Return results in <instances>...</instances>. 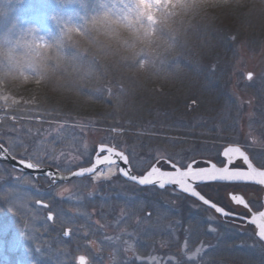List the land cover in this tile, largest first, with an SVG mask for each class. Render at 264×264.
I'll return each instance as SVG.
<instances>
[{"label":"rangeland","instance_id":"1","mask_svg":"<svg viewBox=\"0 0 264 264\" xmlns=\"http://www.w3.org/2000/svg\"><path fill=\"white\" fill-rule=\"evenodd\" d=\"M0 1L5 3L7 0ZM166 1L171 0H107L101 4L94 16L98 19L106 17L108 21H115V24H105L107 27L115 28L111 35L115 36L120 33L121 27L125 25H136L142 31L140 34H143L139 41L134 39L125 48H123L124 43L120 44L115 41L110 43L108 40V49L113 54L118 51L124 53L128 50L132 51L133 55L138 51L140 54L144 53L139 68L137 67L138 70H142L146 65H155L158 70L168 71L164 63L170 59L165 58L166 55L160 56L167 45L161 46L166 42L164 39L158 38L159 34L155 31L157 25L161 23L162 9ZM2 10L4 7L0 6V11ZM79 20L80 17L75 15L67 20H60V23H56L55 28L58 27L64 32L79 31L82 26V22ZM11 21L12 19L9 22ZM49 21V19H37L30 26L23 25V34L28 37V39L24 37V40L32 41L35 37L34 44L45 46L48 41L46 38L50 32ZM9 25L12 27V22ZM161 32L160 30L159 33ZM127 48L128 50H125ZM261 48L256 50L242 44L237 48L235 45L231 50L230 57L225 56L217 64L219 72L216 78L222 76V70H226L228 74L223 79L219 90L222 95H228L224 85L225 82H228L227 88L233 101L222 102L221 95L219 96L220 103L216 101L220 108L216 106L217 108L210 107L208 110L207 102H202L203 106H200L204 107V112L196 110V113L191 114L192 130L185 128L184 125L183 127L181 125L172 126L162 122L163 124L152 126V128L145 127L146 129L138 131L137 129L140 130L139 124L142 125V122L145 123L147 119L141 121L139 117H135L141 114L140 108L130 105V103V112L134 108L133 116L131 114L128 120H124L120 116L122 114H119L117 120H124L123 124L126 126L135 122L136 129L132 131L126 128L99 126L97 122L101 121V118L78 119L66 114L69 117L65 120L66 122L50 124L52 122L47 121L49 125L43 128L41 136L35 130L33 131L36 137L35 140L32 139L35 143V150H30L33 144L27 142L28 140L24 138L25 135L21 130L14 131L16 139L13 140L8 135H2L3 137L0 135V142L6 146H10L13 142H22L27 146L30 154L35 152L43 158L41 166L51 167L60 173H68L78 167L90 165L95 149L101 143L115 144L118 149L125 151L131 161L130 167L137 175L142 174L153 164L165 166L167 160L160 159V157H166L180 166H185L198 156L208 158V156L219 153L229 144L243 145L251 159L258 162L264 156V47ZM33 64L31 63V67L23 68L26 74L32 72ZM174 64L176 65V63ZM209 64L207 66L208 73H210L208 77L215 79L211 73L213 65ZM249 72L253 73L251 80L246 78ZM39 76H34L35 86H38L39 81L36 79ZM1 86L0 97L8 98V102L6 105L4 100L0 99V117L9 112H15L16 116L33 114V108L42 105L41 100L45 102L44 97L38 98L34 95L19 98L16 94L2 89ZM102 90L106 93L112 92V89L108 88ZM217 95L215 93L206 94L202 99L212 102L218 99ZM12 100H16L17 103L12 104ZM195 105L189 103V106ZM221 109L222 112H220ZM224 111L229 112L227 113L228 118L223 113ZM155 113L158 112L155 111L152 114ZM223 117L227 120L224 121ZM13 118L14 116H8L10 120ZM117 120L116 122H118ZM153 123L149 120L146 125L151 126ZM202 124L205 125L202 126ZM113 129L117 131L113 132ZM124 132L134 136L131 138L132 141L130 143L122 141L119 143L120 145L116 144V141L112 140V137H116L113 134H123ZM118 139L121 142L120 136ZM248 146L258 154L250 153L251 150ZM14 152L20 156L24 149L17 147ZM75 157H80V161L74 159ZM1 167L3 171L11 169L10 167V169ZM1 171L0 168V183L5 184L7 181L1 175ZM12 171L14 172H12L13 184L22 190L23 188L29 190L33 187L34 189L38 188L36 183L23 177L25 174L19 173L20 176H18L15 174L16 171L13 169ZM126 183L128 182H125L117 174L109 180H100L99 182H94L91 177H86L55 186H51L50 183L42 185V187L49 188V191H46L50 193L49 198L55 199L58 201L57 204L62 206V215L64 216L62 218L64 221H68V225L71 226L69 228H72L71 234L68 236L69 246H63L56 250L59 264H75V258L79 255H85L90 264H133L132 262L135 264H166L169 261L175 264L177 260L188 264L183 251L185 245L189 252L194 251L198 246H203V252L194 262V264H203L208 256L207 252L217 245L215 239L222 238L221 228H229L246 237L250 236L254 239L255 248H264L248 229L252 226L245 224L240 219H222L196 200L168 188L164 190H157L154 187L140 188L132 183L129 184L134 187ZM16 186L12 187V192L8 193V190L0 192V199L7 201L9 196L12 209L21 211L18 218H14L12 215V221H9L12 222L10 224L12 226L8 225L10 233H3V235L0 233L9 239L6 242L9 241L11 244L7 249L11 256V262L12 255L20 253L23 257L24 255L28 256L32 251L31 246L37 252L40 244L37 239L34 240L30 236L31 225L41 219L39 213L31 212L28 208L30 203L34 202V198ZM197 190L219 205L243 217H250L251 212L241 206H233L229 201L228 194H239L249 200L252 198L250 196L259 193L256 200L260 202L262 197V192H255L251 188L241 185L206 184L198 186ZM93 199L95 203L90 204L89 202ZM132 202L134 203L132 204ZM4 203L6 204V202ZM253 204L254 202H249L252 212L260 211V209L256 210ZM22 232L26 233L27 238L22 237ZM63 232L61 228L59 233L63 235ZM247 239L244 238L246 241ZM248 241L250 240L248 239ZM3 244H0V250H3ZM243 244V246L252 247L251 244ZM258 252L254 250L252 254L257 257ZM261 260L264 261V256H261ZM237 262L221 263L239 264ZM13 264L22 263L16 261Z\"/></svg>","mask_w":264,"mask_h":264},{"label":"trees","instance_id":"2","mask_svg":"<svg viewBox=\"0 0 264 264\" xmlns=\"http://www.w3.org/2000/svg\"><path fill=\"white\" fill-rule=\"evenodd\" d=\"M106 1L7 0L5 3L0 1V6L4 7V10L0 11L1 88L16 94L19 98L30 97L29 95L45 98V102L41 100L42 105L33 108V114L16 116L15 112H9L0 117L1 136L8 135L13 140L16 139L14 131L21 130L27 142L33 144L30 150H35L32 139L35 140L36 137L33 131L35 130L41 136L43 128L49 125L47 121L52 122L50 124L66 122L65 120L69 118L66 114L78 119L101 118L102 120L97 122L99 126L126 128L132 131L136 129L135 122L132 121L133 124L128 126L123 124L125 119H129L134 109L132 108L130 112V105L140 108L141 114L135 117H139L141 121L147 119L145 123L142 122V125L139 124L138 131L146 129L145 127L152 128V126L163 124L162 122L172 126L183 127L184 125L185 128L192 130L191 114L196 113V110L204 112V107L200 106H203L202 102H207L209 106L207 110L210 107H219L216 103V101L220 103L219 96L222 95L219 89L228 74L226 70H222V76L216 78L219 72L217 64L225 56L230 57L235 45L237 48L241 44L246 47L248 45L256 50L264 47V0H171L166 1L163 6V17L155 30L159 34L158 38L166 42L161 46L167 45L160 56L166 55L164 57L170 59L164 63L168 71L158 70L155 65H146L142 70H138L144 53L140 54L137 50L138 52L133 55L127 48L125 50L128 51L124 53L118 51L113 54L108 49V40L110 43L112 41L124 43L123 48H125L134 39L138 41L141 39L143 36L140 34L141 29L136 25H125L121 27L120 33L113 36L111 35L112 30L115 29L113 26H93V21L98 19L94 14ZM75 15L79 16V21L82 22L79 31L64 32L58 27L55 28L60 20H67ZM11 19L12 27L9 25ZM37 19L50 20L48 24L50 32L45 45L48 54L42 60L30 58L33 60L30 63H34L35 67H32L30 74L28 72L26 74L23 68L19 71L13 68L12 57L24 55L25 49L22 45L26 43L24 37L25 39L28 37L23 34V25L30 26ZM160 30L161 33H159ZM209 63L213 65L211 73L215 79L208 77ZM37 75L39 77L36 80L39 82L38 86H35L33 79ZM227 83L225 82L224 85L228 95H222V102L233 101ZM106 88L112 89V92L106 93L102 90ZM211 93L218 94V99L212 102L202 99L203 96ZM189 103L196 105L189 106ZM155 111L158 113L152 114ZM223 113L228 118L229 112ZM119 114H122L120 116L124 119L123 121L117 120ZM8 116H14V118L10 120ZM227 118L222 119L225 121ZM149 120L154 122L151 126L146 125ZM113 135L116 137H112V140L118 145L122 141L130 143L131 138L134 137L128 132ZM119 136L122 138L121 142L118 139ZM1 166L10 169L0 163L1 175L7 181L5 184L0 183V192L5 190H8V193L12 192V187L16 186L12 182L13 171L12 169L3 171ZM15 174L20 176L17 172ZM23 177L36 183L38 187L22 190L16 186L34 198V202L30 203L28 208L31 212L39 213L41 219L31 225L30 236L34 240L37 239L40 244L37 252L31 246L32 251L28 256L23 257L20 253L12 255L11 262V256L7 251L11 244L9 241L6 242L9 239L2 235L10 233L8 225L12 224L9 222L12 221V215L18 218L21 211L12 209L9 196L7 201L0 199V233H2L0 244L4 243L3 250H0V264H13L16 261L22 264H59L56 250L69 246V237L64 238L59 232L61 228L64 231L71 226L63 219L62 206L58 205L55 199L49 198L50 193L46 192L49 188L42 187L50 182L43 178L33 180L29 175H23ZM37 200L50 205L51 210L59 213V216L49 222L46 218L49 209L36 206ZM89 203L94 204L95 200ZM248 229L254 235L253 229L251 227ZM89 230L92 231L91 228ZM221 230L222 238L215 239L217 245L207 252L208 256L203 264L236 261L239 264L240 262L264 264L261 260V256H264V248H255L253 238L236 233L229 228H221ZM243 243L251 244L252 247L243 246ZM255 244L261 246L257 242ZM254 250L259 251L256 254L257 257L252 254Z\"/></svg>","mask_w":264,"mask_h":264},{"label":"snow or ice","instance_id":"3","mask_svg":"<svg viewBox=\"0 0 264 264\" xmlns=\"http://www.w3.org/2000/svg\"><path fill=\"white\" fill-rule=\"evenodd\" d=\"M70 31V30H69ZM247 79H253V73H247ZM7 105L8 98L0 97ZM17 103L16 100H12V104ZM116 132V129L112 130ZM21 147L24 152L17 156L14 149ZM95 156L90 161L88 167H78V170L71 173L73 177H85L90 176L94 182L100 180H109L113 176L119 174L125 177L128 181L134 182L140 186H155L159 189H167L168 187H175L182 193H185L196 200L200 201L203 205L209 209L215 211L219 216L238 217L246 220L248 224L255 225L256 236L264 241V211L252 212L249 202H247L243 196L235 193H229V199L237 206H241L251 212L250 217L239 216L238 213L226 209L225 207L216 203L213 199L206 197L197 187L200 184H207L209 182H226V183H254L257 185H264V167H257L254 165L253 160L250 159L249 154L244 150V146L240 144H229L223 148V151L219 153L223 160L222 166H218L217 163L207 161V166L197 167L196 161L188 163L186 166H180L176 162L168 160L166 157H160L165 159L170 164L172 170H164L153 164L150 168L143 172V174H133V170L130 167L131 161L125 151L118 149L115 144L101 143L95 149ZM0 158L11 159L15 163L12 165L13 170H17V167L24 169L38 170L41 167L43 158L38 156L35 152L28 153V148L22 142H13L10 146H5L0 143ZM59 159L58 157L56 158ZM77 161H80V157H75ZM123 162L124 165L129 167H121L118 162ZM238 161H242L243 166H236ZM45 175L52 179V183L57 181L54 179L57 173L47 172ZM61 179H67V177H60ZM37 204H42L40 200L36 201ZM45 208L49 209L47 220L53 221L59 216V213H54L50 205L44 204ZM212 231V229H209ZM71 229L66 228L63 232L65 237L70 236ZM22 237L27 238L26 233H21ZM203 246H198L194 251L189 252L187 245L184 246L185 259L188 264H194L197 258L203 252ZM75 264H90L89 259L85 255H79L75 258ZM166 264H172L171 261ZM175 264H184L182 261H175Z\"/></svg>","mask_w":264,"mask_h":264},{"label":"water","instance_id":"4","mask_svg":"<svg viewBox=\"0 0 264 264\" xmlns=\"http://www.w3.org/2000/svg\"><path fill=\"white\" fill-rule=\"evenodd\" d=\"M247 77V76H246ZM99 146V145H98ZM97 146V147H98ZM96 147V148H97ZM223 151V150H222ZM95 154H96V152L94 153V155H93V157L95 156ZM0 163H2V164H5V165H7L8 167H10L11 169H13V167H12V165L15 163L14 161H12L11 159H3V158H0ZM119 164H120V166L121 167H129V165H124L123 164V162L121 161V162H118ZM168 163V162H167ZM169 164V163H168ZM88 166H90V165H88ZM88 166H85V167H88ZM169 167H170V164H169ZM170 169H171V167H170ZM76 170H78V169H75V170H73V171H71V172H68V173H60L58 170H56V169H53V168H51V167H47V166H41L40 167V169H38V170H32V169H24V168H22V167H17V170H15L16 172H18V173H21V174H25V175H29L33 180H37V179H40V178H43V179H46V180H48L49 182H50V185L51 186H55V185H57V184H65V183H68V182H70V181H72V180H76V179H83V178H86V177H90V176H85V177H73V176H71V173L72 172H74V171H76ZM172 170V169H171ZM47 172H52V173H57V176L54 178V179H56V183L55 184H53L52 183V179L53 178H50L49 176H47V175H45V173H47ZM134 174V173H133ZM143 174V173H142ZM125 182H128V183H132V184H134V185H136V186H138V187H140V188H147V187H154V188H156L157 190H164V189H159L158 187H155V186H151V185H149V186H140V185H138V184H135L134 182H131V181H128L125 177H123V176H121V175H119ZM60 177H67V179H61ZM207 184H225V185H237V184H239V185H252V186H257V187H260V188H262V189H264V185H257V184H254V183H226V182H209V183H207ZM200 185H206V184H200ZM199 185V186H200ZM168 189H171V190H173V191H176V192H178V193H181V194H183V195H185V196H187V197H189V198H192L193 200H196L195 198H193V197H191V196H189V195H187V194H185V193H182V192H180L179 190H177V189H175V187L173 186V187H168ZM228 198H229V194H228ZM246 200V199H245ZM250 200V199H249ZM197 202H199V203H201L200 201H198V200H196ZM229 201H230V199H229ZM247 202H248V199L246 200ZM231 202V201H230ZM45 203H42V204H37L36 203V206H38V207H43V208H45L43 205H44ZM202 204V203H201ZM231 204L233 205V206H237V205H235L234 203H232L231 202ZM203 205V204H202ZM261 205H262V207H261V209H260V211H264V194L262 195V197H261ZM203 206H205V205H203ZM206 208H208L207 206H205ZM209 209V208H208ZM210 210H212V209H210ZM214 213H215V211L214 210H212ZM216 214V213H215ZM216 215H218V214H216ZM47 216H48V214L46 215V218H47ZM219 216V215H218ZM251 216V215H250ZM219 217H221L222 219H225V217H222V216H219ZM228 218H230V219H240V218H238V217H228ZM240 220H242V221H244L245 222V224H247V225H250V226H252V228H253V233H254V235H255V238L264 246V241H262V240H260L257 236H256V227H255V225H251V224H248L247 222H246V220H244V219H240ZM49 221V220H48ZM49 222H52V221H49ZM63 237L64 238H68V237H65L64 235H63Z\"/></svg>","mask_w":264,"mask_h":264},{"label":"clouds","instance_id":"5","mask_svg":"<svg viewBox=\"0 0 264 264\" xmlns=\"http://www.w3.org/2000/svg\"><path fill=\"white\" fill-rule=\"evenodd\" d=\"M106 23H112L115 24V21H108L107 18H100L98 20L93 21L94 27H102ZM35 37L32 41H28L22 45V47L25 49L24 55L20 57H12L13 60V68L17 71L21 70L25 67H31L30 58H39L43 59L47 56L48 50L43 44H34ZM42 50V51H41Z\"/></svg>","mask_w":264,"mask_h":264},{"label":"flooded vegetation","instance_id":"6","mask_svg":"<svg viewBox=\"0 0 264 264\" xmlns=\"http://www.w3.org/2000/svg\"><path fill=\"white\" fill-rule=\"evenodd\" d=\"M249 147V146H248ZM249 149L251 150L250 151V153H252V154H254V155H256V154H258L257 152H255L254 151V149L252 148V147H249ZM248 149V150H249ZM220 153V152H219ZM219 153H215L214 155H211V156H208V158L207 157H204V156H198L197 158H195V160H193V161H196L197 162V164L195 165V166H197V167H205V166H207V164H206V162L207 161H211V162H213V163H217V165L218 166H222V163H221V161L223 160V157H221L220 155H219ZM250 156V155H249ZM250 159H251V156H250ZM253 163H254V165L255 166H257V167H264V156H262V158L257 162H255V161H253ZM165 166H162V165H159V164H156V165H158L159 167H161L162 169H164V170H168V169H170V167H169V164L167 163V161H165ZM167 166V167H166ZM186 166V165H185ZM236 166H243L242 165V161H238L237 162V165ZM220 185H224V184H220ZM237 185H239V184H237ZM231 186V185H230ZM242 187H246V188H251L253 191H257V192H262V195L264 194V189H262V188H260V187H257V186H252V185H241ZM259 193H257L255 196H250V197H252L250 200H248V202H254V208L256 209V210H258V209H261V207H262V205H261V202L260 201H257L256 199H257V195H258ZM205 195V194H204ZM257 207H259V208H257ZM236 213V212H235Z\"/></svg>","mask_w":264,"mask_h":264}]
</instances>
